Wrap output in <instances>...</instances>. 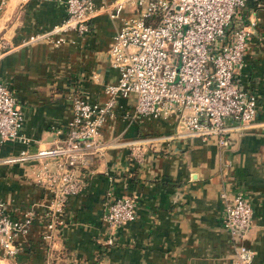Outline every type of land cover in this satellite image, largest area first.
<instances>
[{"label": "crops", "instance_id": "0c3cea01", "mask_svg": "<svg viewBox=\"0 0 264 264\" xmlns=\"http://www.w3.org/2000/svg\"><path fill=\"white\" fill-rule=\"evenodd\" d=\"M92 1L112 6L116 0ZM3 2L0 81L14 95L23 122L19 138L0 141V201L12 217L28 207L34 217L16 254L0 250V264H233L222 191L248 198L251 224L240 241L252 251L250 264H264V0H246L238 11L253 22L236 78L255 95L254 118L229 127L227 143L219 145L177 135L172 116L134 118L133 97L118 98L115 119L101 126L99 150L82 168L85 185L67 198L64 224L49 240L41 237L50 198L40 180L44 161L4 159L62 138L55 128L69 119L73 94L89 101L106 97L104 84L118 75L106 50L120 21L97 11L81 36L64 32L56 45L29 41L64 18L63 0ZM106 191L135 204L134 218L112 232L102 220Z\"/></svg>", "mask_w": 264, "mask_h": 264}, {"label": "built area", "instance_id": "2783aa9c", "mask_svg": "<svg viewBox=\"0 0 264 264\" xmlns=\"http://www.w3.org/2000/svg\"><path fill=\"white\" fill-rule=\"evenodd\" d=\"M246 0H116L112 6L92 0H63L65 16L50 28L32 34L29 41H64V32L79 36L89 28L97 11H107L119 25L106 50L108 64L117 69L115 82L105 83L106 97L89 101L71 96V115L55 133L63 137L33 152L20 150L5 161L43 160L41 177L50 193L41 237L64 224L67 198L81 191L82 168L99 150L100 128L116 117L118 98L135 94L131 116H172L179 136H196L219 145L228 141L229 127L247 125L255 115V95L240 86L236 70L252 21L238 12ZM3 0H0L2 3ZM127 10V12H126ZM23 113L4 82L0 81V141L19 138ZM102 220L109 232L135 216L128 196L106 191ZM224 201L223 227L234 246L233 264H250L252 251L241 243L251 224L252 207L242 192ZM34 217L32 207L12 217L0 201V250L13 256L20 249ZM108 242L111 239L108 238Z\"/></svg>", "mask_w": 264, "mask_h": 264}, {"label": "rangeland", "instance_id": "374dc122", "mask_svg": "<svg viewBox=\"0 0 264 264\" xmlns=\"http://www.w3.org/2000/svg\"><path fill=\"white\" fill-rule=\"evenodd\" d=\"M2 4H4V2L1 3L0 5H2ZM1 8H2V7H1ZM1 8H0V10H1ZM3 40H4L3 37L0 36V49H1L2 46L4 45V44H3ZM130 96L133 97V99H134L135 94H134V93H131ZM133 99H132V100H133ZM132 100H131V101H132Z\"/></svg>", "mask_w": 264, "mask_h": 264}]
</instances>
